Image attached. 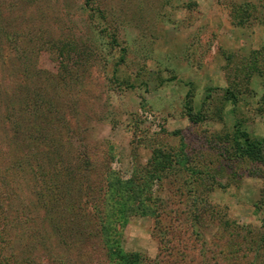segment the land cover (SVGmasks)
Returning a JSON list of instances; mask_svg holds the SVG:
<instances>
[{
    "label": "rangeland",
    "instance_id": "374dc122",
    "mask_svg": "<svg viewBox=\"0 0 264 264\" xmlns=\"http://www.w3.org/2000/svg\"><path fill=\"white\" fill-rule=\"evenodd\" d=\"M85 3L0 0L2 63L42 97L33 144L67 128L87 165L67 190L91 236L56 264H264V162L234 149L237 126L264 140V0Z\"/></svg>",
    "mask_w": 264,
    "mask_h": 264
},
{
    "label": "trees",
    "instance_id": "16d2710c",
    "mask_svg": "<svg viewBox=\"0 0 264 264\" xmlns=\"http://www.w3.org/2000/svg\"><path fill=\"white\" fill-rule=\"evenodd\" d=\"M93 4L95 0H86L85 6L99 13ZM2 34L0 30V36L5 35ZM21 41H13V48L18 49ZM2 60L0 55V125H12L13 129L12 133L0 130V264H56L55 253L66 248L71 235L68 233L80 234L73 243L78 247L91 236L85 223L73 227L76 221L82 222L70 208L79 194L67 190L74 182L73 175L87 165L71 157L67 128L41 133L45 141L39 142V146L33 144V128L37 126L32 117L36 118V110L42 109V97L35 92V85L27 92L25 80L21 79L27 67L15 71L5 67ZM188 110L192 121L203 119L195 118ZM22 119H30L29 126H23ZM58 142L62 145H56ZM234 149L242 159L264 162V140L252 138L239 126L234 133ZM95 198L83 196L81 208L93 207L98 199ZM118 256L120 264H139L140 256L121 252Z\"/></svg>",
    "mask_w": 264,
    "mask_h": 264
}]
</instances>
